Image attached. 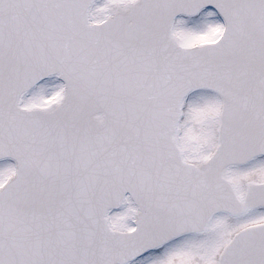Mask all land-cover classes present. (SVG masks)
I'll return each mask as SVG.
<instances>
[{
    "label": "snow or ice",
    "instance_id": "snow-or-ice-1",
    "mask_svg": "<svg viewBox=\"0 0 264 264\" xmlns=\"http://www.w3.org/2000/svg\"><path fill=\"white\" fill-rule=\"evenodd\" d=\"M0 264H264V0H0Z\"/></svg>",
    "mask_w": 264,
    "mask_h": 264
}]
</instances>
